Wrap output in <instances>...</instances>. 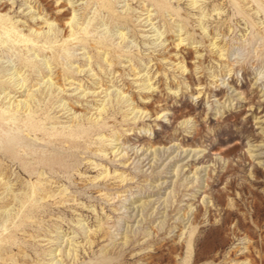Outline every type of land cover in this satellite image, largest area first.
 <instances>
[{
  "label": "rangeland",
  "instance_id": "374dc122",
  "mask_svg": "<svg viewBox=\"0 0 264 264\" xmlns=\"http://www.w3.org/2000/svg\"><path fill=\"white\" fill-rule=\"evenodd\" d=\"M261 92L264 0H0V264H264Z\"/></svg>",
  "mask_w": 264,
  "mask_h": 264
},
{
  "label": "bare ground",
  "instance_id": "6f19581e",
  "mask_svg": "<svg viewBox=\"0 0 264 264\" xmlns=\"http://www.w3.org/2000/svg\"><path fill=\"white\" fill-rule=\"evenodd\" d=\"M254 80H255V81L253 82V84H254V83L257 84V82H261V81H260V77H259V81H258V78H257V79H254ZM254 85H255V84H254ZM235 96H236V95H235ZM262 96H264V92H261V97H262ZM239 100H240V99H239ZM239 100H238V101H239ZM256 121H257V123L259 124V127H260L261 131L263 132V131H264V127H262V125H264V116H262V115L257 116V117H256ZM174 146H175V144H174V145H171V148L174 147ZM175 147H176V146H175ZM177 147H178V146H177ZM177 147H176V148H177ZM166 148H167V147H166ZM169 148H170V147H169ZM119 149H120V148H119ZM152 149H154V148H152ZM156 149H157V148H156ZM162 149H163V148H162ZM172 149H173V148H172ZM172 149H171V150H172ZM181 149H182V148H181ZM181 149H180V150H181ZM158 150H159V149H158ZM160 150H161V149H160ZM166 150L168 151V149H166ZM183 150H184V149H183ZM173 151H175V149H173ZM176 151H177V150H176ZM176 151H175V152H176ZM178 151H179V150H178ZM185 151L187 152V154L190 153V152L188 153V151H189L188 149H186ZM185 151H183V155H184V153H186ZM190 151H191V150H190ZM250 151H251V153H250V158H251V159H255V160H257V158H260V156H261V153H260V146H258V145H257V146H254V147H253V150H250ZM151 152H152V150H151ZM165 152H166V151H165ZM168 152H170V150H169ZM147 153H148V152H147ZM147 153H146V155H147ZM149 153H150V152H149ZM161 153H164V152H161ZM172 153H173V152H172ZM177 153H179V152H177ZM177 153H176V154H177ZM181 153H182V152H181ZM151 154H152V153H151ZM151 154H149V155H151ZM168 154H169V153H168ZM176 154H175V155H176ZM173 155H174V154H173ZM178 155H179V154H178ZM178 155H177V157L179 158ZM181 155H182V154H181ZM183 155H182V156H183ZM190 155H191V154H190ZM193 155H194V153H193ZM151 156H152V155H151ZM154 156H155V155H154ZM163 156H165V155H163ZM186 156H187V155H186ZM143 157H147V156H143ZM152 157H153V156H152ZM171 157H173V156H171ZM171 157L169 158V162H170V159H173V158H171ZM177 157H176V158H177ZM191 157H192V156H191ZM164 158H165V157H164ZM176 158H175V159H176ZM145 159H146V158H145ZM150 159H152V158H150ZM150 159H149V160H150ZM153 159H155V157H153ZM187 159H188V158H187ZM177 160H178V159H177ZM154 161H156V160H154ZM147 162H148V161H147ZM156 162H157V161H156ZM252 162H253V161H252ZM260 163H261V160H258L257 164H260ZM151 165H152V162H151ZM185 166H186V165H185ZM149 167H150V166H149ZM179 167H180V166H176V169L179 168ZM196 169H197V168H196ZM200 169H201V168H199V170H200ZM178 170H179V169H178ZM201 170H202V169H201ZM175 171L177 172V170H175ZM192 171L194 172V170H192ZM190 172H191V171H190ZM193 172H192V173H193ZM176 174H177V173H176ZM181 174H182V173H181ZM194 175H195V174H194ZM172 176H173V177H176L177 175L175 176L174 173H173ZM183 176H184V175H183ZM185 176H186V175H185ZM192 177H193V176H192ZM176 178H177V177H176ZM185 178H186V177H185ZM187 178H188V174H187ZM193 178H194V177H193ZM167 179H168V178H167ZM174 179H175V178H174ZM174 179H173V180H174ZM170 180H171V179H170ZM185 180H187V179H185ZM171 181H172V180H171Z\"/></svg>",
  "mask_w": 264,
  "mask_h": 264
}]
</instances>
